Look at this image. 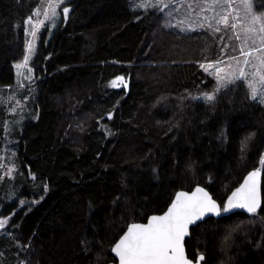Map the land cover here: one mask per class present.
<instances>
[{
    "label": "trees",
    "instance_id": "16d2710c",
    "mask_svg": "<svg viewBox=\"0 0 264 264\" xmlns=\"http://www.w3.org/2000/svg\"><path fill=\"white\" fill-rule=\"evenodd\" d=\"M40 1L0 0V89L15 83ZM73 9L33 60L36 119L17 133L18 175L0 184V264H110L128 225L164 212L179 190L202 185L224 209L245 176L264 169V105L243 83L206 105L191 98L216 87L201 66L220 59L216 38L171 30L161 12L129 0ZM4 119L0 104V140ZM262 190L258 212L194 227L189 258L264 264V177Z\"/></svg>",
    "mask_w": 264,
    "mask_h": 264
},
{
    "label": "rangeland",
    "instance_id": "374dc122",
    "mask_svg": "<svg viewBox=\"0 0 264 264\" xmlns=\"http://www.w3.org/2000/svg\"><path fill=\"white\" fill-rule=\"evenodd\" d=\"M129 4L135 10L152 8L161 12L171 30L185 35L206 32L217 39L220 59L201 63L216 87L192 95V99L214 102L229 86L243 83L252 99L264 105V11L257 9L254 0H129ZM73 6L76 0L40 1L26 22V54L13 63L15 83L0 89L6 128L0 145V184L4 187H10L19 173L17 133L36 119L40 79L33 60L41 43L48 46L59 28L66 26L74 14ZM21 188L22 184H17L9 198H16ZM6 225L7 221L0 222V229Z\"/></svg>",
    "mask_w": 264,
    "mask_h": 264
},
{
    "label": "water",
    "instance_id": "95a60500",
    "mask_svg": "<svg viewBox=\"0 0 264 264\" xmlns=\"http://www.w3.org/2000/svg\"><path fill=\"white\" fill-rule=\"evenodd\" d=\"M263 177V168L248 173L224 209L202 185L192 191L179 190L164 212L128 225L112 248L116 261L110 264H205L204 255L197 260L188 256L186 242L192 229L210 218L258 212L263 205Z\"/></svg>",
    "mask_w": 264,
    "mask_h": 264
},
{
    "label": "bare ground",
    "instance_id": "6f19581e",
    "mask_svg": "<svg viewBox=\"0 0 264 264\" xmlns=\"http://www.w3.org/2000/svg\"><path fill=\"white\" fill-rule=\"evenodd\" d=\"M23 24V23H22ZM24 25V24H23ZM17 26H19V25H16V27ZM17 29V28H16ZM21 29V28H20ZM19 31V30H18ZM20 32V31H19ZM26 32V31H25ZM15 33H17V32H15ZM19 34V33H18ZM25 36V35H24ZM22 37V36H21ZM43 37V36H42ZM24 39V38H23ZM23 41V40H22ZM26 41V40H25ZM45 41V40H44ZM25 43V42H24ZM23 43V44H24ZM46 44V43H45ZM42 46V45H41ZM40 48V47H39ZM38 50H40V49H38ZM36 54H38V53H36ZM22 55H20V57H21ZM16 62V61H15ZM204 89V88H203ZM197 91V90H196ZM191 92H192V90H191ZM186 93V92H185ZM192 94H193V92H192ZM186 97H188V96H186ZM190 97H188V99H189ZM191 101V100H190ZM194 102V101H193ZM196 103V102H195ZM202 103V102H201ZM205 103V102H204ZM205 105H206V103H205Z\"/></svg>",
    "mask_w": 264,
    "mask_h": 264
}]
</instances>
